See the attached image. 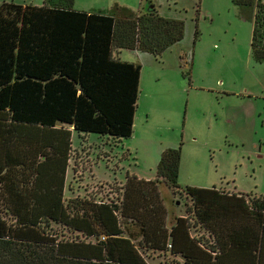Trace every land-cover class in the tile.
<instances>
[{
    "label": "trees",
    "instance_id": "trees-1",
    "mask_svg": "<svg viewBox=\"0 0 264 264\" xmlns=\"http://www.w3.org/2000/svg\"><path fill=\"white\" fill-rule=\"evenodd\" d=\"M141 1L137 14L0 3V264H264V197L181 188L179 148L162 151L154 180L65 199L72 135L117 146L132 134L140 67L113 54L159 58L183 39V22ZM232 3L254 7L250 55L263 62L264 3Z\"/></svg>",
    "mask_w": 264,
    "mask_h": 264
},
{
    "label": "rangeland",
    "instance_id": "rangeland-1",
    "mask_svg": "<svg viewBox=\"0 0 264 264\" xmlns=\"http://www.w3.org/2000/svg\"><path fill=\"white\" fill-rule=\"evenodd\" d=\"M5 1L42 5V0L0 3ZM148 1L160 17L183 22V39L159 58L133 50L113 54L140 67L132 134L117 146L94 135L82 143L72 135L79 159L76 173L68 169L65 199L71 190L83 196L122 185L127 176L154 180L160 154L168 148L180 149L181 188L264 197V61L256 63L250 55L254 7L238 8L232 0ZM142 5L141 0H75L74 7L113 13L117 6L137 14ZM164 196L172 208L184 204L183 194ZM148 255L147 264L164 263L157 254Z\"/></svg>",
    "mask_w": 264,
    "mask_h": 264
},
{
    "label": "crops",
    "instance_id": "crops-1",
    "mask_svg": "<svg viewBox=\"0 0 264 264\" xmlns=\"http://www.w3.org/2000/svg\"><path fill=\"white\" fill-rule=\"evenodd\" d=\"M42 2H43V0H42ZM74 5H75V0H74ZM74 5H73V9L76 10V11H78L77 9H75ZM115 7H117V6H115ZM165 18H166V17H165ZM167 19H169V18H167ZM133 51H134V50H133ZM134 52H137V51H134ZM127 63H129V62H127ZM71 162L73 163V161H71ZM71 162H70V163H71ZM71 168H72V169L75 168L74 164H72V166H69L68 169L71 170ZM67 172H68V170H67ZM66 175H67V174H66ZM154 177H155V176H154ZM137 179H138V178H137ZM145 181H147V180H145ZM148 181H149V180H148ZM102 187H103V186H102ZM102 187H101V188H102ZM101 188H100V189H101ZM91 191H93V190H91ZM91 191H89V192H91ZM221 191H223V190H221ZM223 192H226L227 194H230V192H228V191H223ZM73 195L75 196V194H73ZM76 196H80V195H76ZM83 196H85V195H83ZM80 197H82V196H80Z\"/></svg>",
    "mask_w": 264,
    "mask_h": 264
},
{
    "label": "water",
    "instance_id": "water-1",
    "mask_svg": "<svg viewBox=\"0 0 264 264\" xmlns=\"http://www.w3.org/2000/svg\"><path fill=\"white\" fill-rule=\"evenodd\" d=\"M178 204V203H177Z\"/></svg>",
    "mask_w": 264,
    "mask_h": 264
}]
</instances>
